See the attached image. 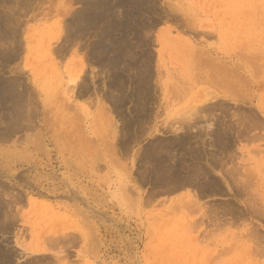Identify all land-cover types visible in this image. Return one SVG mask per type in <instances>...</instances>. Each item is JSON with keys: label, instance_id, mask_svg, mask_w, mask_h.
<instances>
[{"label": "rangeland", "instance_id": "374dc122", "mask_svg": "<svg viewBox=\"0 0 264 264\" xmlns=\"http://www.w3.org/2000/svg\"><path fill=\"white\" fill-rule=\"evenodd\" d=\"M88 3L0 0V264H264V0Z\"/></svg>", "mask_w": 264, "mask_h": 264}, {"label": "crops", "instance_id": "0c3cea01", "mask_svg": "<svg viewBox=\"0 0 264 264\" xmlns=\"http://www.w3.org/2000/svg\"><path fill=\"white\" fill-rule=\"evenodd\" d=\"M88 0H48V8L45 10V8L41 9L40 7L37 8H28L26 9L25 13L30 16L31 19H38L42 20L48 16L50 25L56 26V27H63L64 28V34H65V27L66 25H69L71 20L74 19L77 14L81 11H85L88 8ZM20 9V8H19ZM38 9V10H37ZM25 10V9H24ZM167 29V24H162L158 29V34H164ZM58 44V41L56 42V45ZM58 46V45H57ZM73 53H69L68 56H72ZM215 100V99H214ZM217 101V99L215 100ZM173 124L177 125V122H172L170 125ZM82 181H75V183ZM84 185V184H82ZM71 194L65 195V199L62 200H55L53 201L54 204L51 203L50 208L52 207V212L56 216H61L62 218H65L66 221L69 222L70 219L75 217L74 209H78L79 207L75 205L76 200L70 198ZM43 207L49 208V206L46 204H42ZM73 233V232H72ZM35 236L31 238V240L27 241L26 246L24 247H17L19 250H21L24 255H27L28 257L35 258L37 256H41L42 254H45L44 252H41L38 248H40V245L36 242Z\"/></svg>", "mask_w": 264, "mask_h": 264}, {"label": "bare ground", "instance_id": "6f19581e", "mask_svg": "<svg viewBox=\"0 0 264 264\" xmlns=\"http://www.w3.org/2000/svg\"><path fill=\"white\" fill-rule=\"evenodd\" d=\"M89 9V8H88ZM97 9V8H96ZM99 9V8H98ZM104 9V8H103ZM109 9V8H108ZM86 11V10H85ZM84 11V12H85ZM90 11H92V10H90ZM94 11H96V10H94ZM96 12H98V11H96ZM86 13H89V12H86ZM85 13V14H86ZM107 14V13H106ZM91 15V14H90ZM100 15V14H99ZM109 15V14H108ZM84 16V15H83ZM81 17V16H80ZM98 17V16H97ZM86 18V17H85ZM83 19H84V17H83ZM93 19V18H92ZM90 20V19H89ZM105 20V19H104ZM107 20V19H106ZM87 21V20H86ZM86 21H85V23H86ZM96 21V20H95ZM79 22H81V21H79ZM93 22V21H92ZM108 22V21H107ZM91 23V22H90ZM89 23V21L87 22V24H89L90 26L92 25V24H90ZM83 23H81V25H82ZM109 24V23H108ZM80 25V26H81ZM88 25V26H89ZM109 25H111V24H109ZM77 26V25H76ZM87 26V27H88ZM104 26V25H103ZM107 26V25H106ZM105 26V27H106ZM82 27V26H81ZM96 27V26H95ZM85 28V27H84ZM91 29V27H88V29ZM104 28V27H103ZM79 30V29H78ZM87 30V29H86ZM111 30H113L112 29V26H110V28H108L106 31L108 32V33H110L109 31H111ZM115 30V29H114ZM81 31V30H80ZM88 31V30H87ZM97 31V30H96ZM99 31V30H98ZM105 32V31H104ZM103 32V33H104ZM89 33V32H88ZM102 33V34H103ZM111 34V33H110ZM113 34H115L114 32H113ZM81 35H83V34H81ZM107 35V34H106ZM81 37V36H80ZM105 38V37H104ZM112 38V37H111ZM114 38V37H113ZM114 41V40H113ZM110 42H112V41H110ZM64 45V44H63ZM61 51V50H60ZM14 52V51H13ZM13 54H15V53H13ZM16 56V55H15ZM119 56V55H118ZM13 57V56H12ZM78 77V75H75V76H73L72 78H71V82H73V83H75L76 82V80L78 79L77 78ZM85 78V77H84ZM136 79V78H135ZM123 80V79H122ZM147 80V79H146ZM83 81V80H82ZM84 81H85V79H84ZM121 82V81H120ZM141 84V83H140ZM140 87V86H139ZM138 88V87H137ZM10 89V88H9ZM112 89V88H111ZM3 91H4V89H2ZM79 90V89H78ZM136 90V89H135ZM7 91V90H6ZM76 92V91H75ZM82 92V91H81ZM1 93H2V91H1ZM8 91L6 92V94H5V91H4V94L6 95V96H8ZM139 93V92H138ZM3 94V95H4ZM81 94V93H80ZM109 94V93H108ZM14 95V94H13ZM76 95V94H75ZM83 95V94H82ZM139 95V94H138ZM12 96V95H11ZM2 98V97H1ZM0 98V99H1ZM4 98V97H3ZM2 98V99H3ZM113 99V98H112ZM138 99V98H137ZM144 99V98H143ZM145 101V100H144ZM140 102V101H139ZM144 103V102H143ZM146 103V102H145ZM144 107V106H143ZM147 107V106H146ZM146 107H144V108H146ZM24 108V107H23ZM18 109V108H17ZM16 110V109H15ZM24 109H22V111H23ZM143 110V109H142ZM25 112V111H24ZM31 112V111H30ZM17 113H18V111H17ZM20 113H21V111H20ZM20 113H19V115H20ZM141 113H142V111H141ZM187 113V112H186ZM185 113V114H186ZM21 114H23V113H21ZM188 114V113H187ZM25 115V114H24ZM193 115V114H192ZM192 115H187L186 117H185V115L183 114V116L185 117H183L184 118V121H181L180 123H184L183 124V126L184 127H186V129H187V131H186V133H188L190 130H192L193 129V125H194V119H193V121H191L192 119H190L191 117H192ZM194 116H195V114H194ZM8 119H10V118H8ZM182 119V118H181ZM30 118H29V115L28 114H26L25 116H23V117H16V118H13V120L11 119L10 121L13 123V125H11L12 123H10L9 121H7V122H5V123H9L8 125L7 124H5L4 123V126L6 127V128H11V127H13V130H14V128L16 129V130H19L20 128H21V126H22V124L25 122V124H23V127L22 128H27L26 127V122H30ZM138 120V119H137ZM183 120V119H182ZM67 121V120H66ZM177 121H179V120H177ZM197 121H199V120H196V122ZM59 122V121H58ZM57 122V123H58ZM64 122V121H63ZM68 123V122H67ZM66 123V124H67ZM195 125H197V124H195ZM30 126V125H29ZM193 126V127H192ZM143 127V126H142ZM197 127V128H196ZM195 128L196 129H200L198 126H196ZM214 127V126H213ZM194 128V129H195ZM215 128V127H214ZM213 128V129H214ZM218 128V127H217ZM3 129V128H2ZM8 129H5V131H8ZM185 129V128H184ZM183 129V130H184ZM212 129V124H210L209 123V126H207L206 127V129L205 130H207V132L208 133H212L214 130ZM10 130V129H9ZM185 131V130H184ZM197 131V130H196ZM212 131V132H211ZM224 131H225V129H224ZM193 132H194V130H193ZM4 132H2V134H3ZM65 133H67V132H65ZM190 133V132H189ZM200 133V132H199ZM222 133V132H221ZM9 134V133H8ZM181 134H183V133H181ZM193 134V133H192ZM6 135V134H5ZM9 135H11V133L9 134ZM71 135V134H70ZM4 136V135H3ZM65 136H68V135H65ZM177 136V135H176ZM183 136V135H182ZM189 137H190V134L188 135ZM5 137H7V136H5ZM180 137V136H179ZM222 137V136H221ZM0 138H1V136H0ZM176 138V137H175ZM174 138V139H175ZM200 138H201V136H200ZM215 138V137H214ZM6 139H8V138H6ZM136 139V138H135ZM180 139H182V138H180ZM185 139V138H184ZM229 139V138H228ZM6 141V140H5ZM179 141V140H178ZM177 141V142H178ZM227 141V140H226ZM180 142V141H179ZM183 142H184V140H183ZM190 143V142H189ZM181 144H182V142H181ZM176 145H177V143H176ZM178 145H180V144H178ZM177 145V146H178ZM192 145V144H191ZM214 145V144H213ZM167 146V145H166ZM180 146H182V145H180ZM186 146V145H185ZM222 146V145H221ZM229 147V146H228ZM164 148V147H163ZM166 148V147H165ZM165 148H164V150L163 151H165ZM176 148V147H175ZM175 148H174V150H175ZM162 149V148H161ZM168 149V148H167ZM177 149H178V147H177ZM176 149V150H177ZM182 149V148H181ZM219 149V148H218ZM6 150V149H5ZM5 150H1V151H5ZM116 150V149H115ZM169 150H170V148H169ZM7 151V150H6ZM162 151V150H161ZM189 151V150H188ZM194 151V150H193ZM145 152V151H144ZM167 152H168V150H167ZM192 152V151H191ZM173 153H174V151H173ZM210 153V152H209ZM164 154H166V153H164ZM171 154V153H170ZM192 154V153H191ZM194 154H196V153H194ZM223 154V153H222ZM167 155H168V153H167ZM172 155V154H171ZM194 156V155H193ZM192 156V157H193ZM172 157V156H171ZM174 158V157H173ZM196 158V157H195ZM163 159H165V158H163ZM200 159V158H199ZM188 160V159H187ZM197 160H198V158H197ZM185 161H186V159H185ZM192 161V160H191ZM195 161V160H194ZM145 162H146V160H145ZM164 162V161H163ZM162 162V163H163ZM188 162V161H187ZM187 162H185V163H187ZM161 163V164H162ZM175 163V162H174ZM182 163V162H181ZM166 164H169V163H166ZM193 164V163H192ZM196 164V163H195ZM163 165V164H162ZM161 165V166H162ZM176 165V164H175ZM179 164H177V166H178ZM173 166V165H172ZM186 166H188V165H186ZM186 166H184V168L186 167ZM192 166V165H191ZM190 165H189V167H191ZM181 167V166H180ZM195 167V166H194ZM182 168V167H181ZM201 168V167H200ZM157 169V168H156ZM156 169H155V171H156ZM159 169V168H158ZM199 169V168H198ZM198 169H195V168H186V169H182L183 171H185L186 170V175L184 176L183 175V177L181 176V172H183L182 170H180L178 167L176 168L175 166L174 167H171V165H170V167L168 166V165H163V167L161 168V169H159V173H162L163 175H164V178H165V180L166 181H169V183H171V184H173V186H178V185H180V184H177V185H174V183H176V182H178V181H183L184 179H186V178H184V177H187L188 176V174H190V173H193V174H197L198 172H201V171H199ZM195 170L197 171L198 170V172H196L195 173ZM204 170V169H203ZM203 172V171H202ZM185 173V172H184ZM207 174V173H206ZM158 175V174H157ZM192 176V175H191ZM203 177V176H202ZM188 179V178H187ZM164 180V181H165ZM192 180V179H191ZM176 181V182H175ZM185 181V180H184ZM188 182H189V180H188ZM184 183V182H183ZM183 183H181L182 185H183ZM181 186V185H180ZM174 188V187H173ZM6 255H8V254H6ZM5 258V257H4ZM8 260V259H7Z\"/></svg>", "mask_w": 264, "mask_h": 264}]
</instances>
